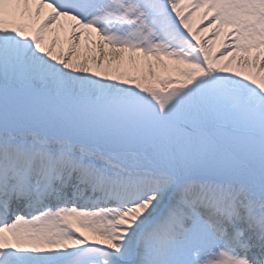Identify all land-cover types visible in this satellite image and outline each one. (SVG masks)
<instances>
[{
    "label": "snow or ice",
    "instance_id": "6c2138e0",
    "mask_svg": "<svg viewBox=\"0 0 264 264\" xmlns=\"http://www.w3.org/2000/svg\"><path fill=\"white\" fill-rule=\"evenodd\" d=\"M0 264H264V0H0Z\"/></svg>",
    "mask_w": 264,
    "mask_h": 264
},
{
    "label": "rangeland",
    "instance_id": "374dc122",
    "mask_svg": "<svg viewBox=\"0 0 264 264\" xmlns=\"http://www.w3.org/2000/svg\"><path fill=\"white\" fill-rule=\"evenodd\" d=\"M203 12H204L203 8L196 10L193 13V15L190 17L189 23L193 27V29L199 28L201 30L200 31V35H201L202 38L209 39V40H214L215 41V46L219 47L221 42L225 40V36H224L223 33L218 38L213 36V29L209 26V21L202 19ZM51 35H52V33H50V36ZM62 38L63 37H60V40ZM61 41H63V40H61ZM60 45L65 47V48L67 47V43H60ZM81 51H83V50H81ZM131 70L134 71V72H138L139 71V70H137L135 68H132ZM144 71H146V69H144Z\"/></svg>",
    "mask_w": 264,
    "mask_h": 264
},
{
    "label": "bare ground",
    "instance_id": "6f19581e",
    "mask_svg": "<svg viewBox=\"0 0 264 264\" xmlns=\"http://www.w3.org/2000/svg\"><path fill=\"white\" fill-rule=\"evenodd\" d=\"M52 34H55V30L53 31ZM59 36H60V37H63V38L61 39V40H63V41L60 40V42L57 43V45H56V50H57V51H59V49L61 48L60 43H67L66 34H65L63 31H60V32H59ZM225 39H226V37H225Z\"/></svg>",
    "mask_w": 264,
    "mask_h": 264
}]
</instances>
